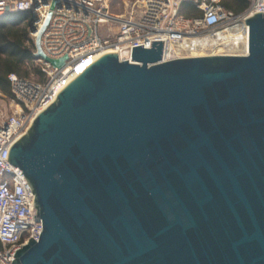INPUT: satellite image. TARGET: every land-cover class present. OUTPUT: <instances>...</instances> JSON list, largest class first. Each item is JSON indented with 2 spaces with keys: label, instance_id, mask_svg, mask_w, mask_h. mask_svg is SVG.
<instances>
[{
  "label": "water",
  "instance_id": "water-1",
  "mask_svg": "<svg viewBox=\"0 0 264 264\" xmlns=\"http://www.w3.org/2000/svg\"><path fill=\"white\" fill-rule=\"evenodd\" d=\"M244 22L246 55L106 52L34 116L7 160L42 231L12 264H264V12Z\"/></svg>",
  "mask_w": 264,
  "mask_h": 264
},
{
  "label": "built area",
  "instance_id": "built-area-1",
  "mask_svg": "<svg viewBox=\"0 0 264 264\" xmlns=\"http://www.w3.org/2000/svg\"><path fill=\"white\" fill-rule=\"evenodd\" d=\"M0 0V17L12 12L32 14L30 36L35 40L48 14L40 47L50 59L65 57L53 67L41 58L43 79L20 78L9 73L12 102L17 116L0 113V264H12L16 250L29 239L37 240L42 222L36 216L33 194L19 168L7 160L12 143L26 130L34 116L86 65L106 52H116L129 60L132 47L149 48L151 41H163L162 60L213 54L248 53V26L244 20L254 12H264V0H250L241 14L225 10L221 0H133L126 15L109 12L108 0ZM191 3L197 15L181 14ZM117 30L104 36L100 27Z\"/></svg>",
  "mask_w": 264,
  "mask_h": 264
},
{
  "label": "trees",
  "instance_id": "trees-1",
  "mask_svg": "<svg viewBox=\"0 0 264 264\" xmlns=\"http://www.w3.org/2000/svg\"><path fill=\"white\" fill-rule=\"evenodd\" d=\"M221 6L234 14L243 13L250 0H221ZM181 14L187 17L198 14L191 3L182 5ZM32 14L28 11L12 12L0 17V60L3 70H0L1 90L10 94L9 73L23 77L21 68L26 63H32L35 58V45L30 36Z\"/></svg>",
  "mask_w": 264,
  "mask_h": 264
},
{
  "label": "rangeland",
  "instance_id": "rangeland-1",
  "mask_svg": "<svg viewBox=\"0 0 264 264\" xmlns=\"http://www.w3.org/2000/svg\"><path fill=\"white\" fill-rule=\"evenodd\" d=\"M133 0H108L109 12L116 16L126 15L131 9V3ZM106 27H100V30L104 36H111L117 30V25H110V30H105ZM33 39V38H32ZM34 42V39L32 40ZM1 64V60H0ZM0 70H3V66L0 65ZM23 71V77L28 79H43V75L40 72L39 62L34 58L32 63H26L24 67L21 68ZM19 77V76H18ZM2 84H0L1 88ZM17 106L12 102L11 92L10 94H5L0 89V113L11 115L15 113Z\"/></svg>",
  "mask_w": 264,
  "mask_h": 264
},
{
  "label": "bare ground",
  "instance_id": "bare-ground-1",
  "mask_svg": "<svg viewBox=\"0 0 264 264\" xmlns=\"http://www.w3.org/2000/svg\"><path fill=\"white\" fill-rule=\"evenodd\" d=\"M15 76H17L16 74H14ZM18 77V76H17ZM74 76H71L70 77V79H72ZM18 113H19V109H18V107H17V110L15 111V113H13V114H11V115H9V116H17L18 115Z\"/></svg>",
  "mask_w": 264,
  "mask_h": 264
}]
</instances>
